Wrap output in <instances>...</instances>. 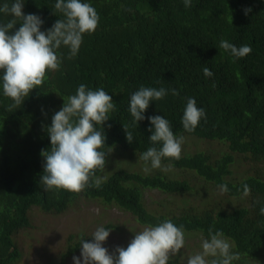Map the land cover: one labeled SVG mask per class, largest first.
I'll return each mask as SVG.
<instances>
[{"label": "trees", "instance_id": "obj_1", "mask_svg": "<svg viewBox=\"0 0 264 264\" xmlns=\"http://www.w3.org/2000/svg\"><path fill=\"white\" fill-rule=\"evenodd\" d=\"M11 5L14 0H0ZM93 6L100 16L97 29L84 34L78 54L68 59L63 54L58 71L47 73L43 86L34 88L22 104L11 112V99L0 86V264L18 260L13 234L30 225L28 210L32 205L44 211L62 212L78 195L101 199L129 211L142 225H156L170 219L185 231H197L206 239L209 228L221 230L239 254L233 264L264 262V0H192L186 8L183 0H81ZM56 0H24L22 11L42 20L41 31L62 19ZM251 8L245 15L244 9ZM11 19L0 13V22ZM20 25L14 26V31ZM237 47L248 44L250 55L236 59L219 47L221 40ZM213 72L206 77L203 69ZM2 73V70H0ZM96 90L103 88L116 104V111L101 127L109 148L131 150L137 157L148 147L152 128L147 117L161 115L168 119L176 135L189 134L217 140L227 151L212 158L203 151L182 152L180 160L164 159L174 168L193 171L214 185L225 184L228 196L243 195L250 188L249 201L232 209L185 208L177 213L149 210L142 199V188L165 193L191 189L186 178H170L162 173L129 171L119 168L99 189L88 187L80 193L66 190L45 191L42 149L50 148L47 127L64 101L80 84ZM145 87L176 88L163 100L150 101L145 119L130 127L133 141L127 142L122 125H131L128 111L131 94ZM195 98L205 110L196 129H183L181 118L187 98ZM110 125V127L108 126ZM99 129L100 126H97ZM160 147L159 144L155 145ZM234 154L247 157L256 165L252 174L229 180ZM106 229L111 223L103 225ZM81 236H70L65 250L55 264H65L80 249ZM174 261L169 260L168 264Z\"/></svg>", "mask_w": 264, "mask_h": 264}, {"label": "clouds", "instance_id": "obj_2", "mask_svg": "<svg viewBox=\"0 0 264 264\" xmlns=\"http://www.w3.org/2000/svg\"><path fill=\"white\" fill-rule=\"evenodd\" d=\"M186 8L192 7V0H183ZM24 0H14L9 5H0V13L10 16L6 22H0V86L3 95L11 99L8 106L11 112L19 107L34 88H40L46 81L47 73L58 71L63 54L59 49H69L67 58L73 59L83 43L84 34H92L98 27L100 16L89 3L81 0H56L54 5L63 18L57 19L45 31H41L43 20L36 14H25L22 9ZM251 8L244 9L245 15ZM19 27L14 31V26ZM219 47L236 59L251 54L248 44L236 45L221 40ZM203 73L212 77L213 72L205 67ZM171 93L178 96L176 88L145 87L141 85L130 96L128 111L132 117L131 125H122L127 142L133 141L130 127L137 128V122L145 119L144 112L150 101L163 100ZM116 111L112 97L103 89L92 90L80 84L75 95H70L59 111L51 118L47 127L50 148L42 149L43 174L40 183L45 191L61 189L71 193H80L88 187L99 189L106 178L97 177L103 172L107 156L106 136L101 125ZM152 128L149 140L153 146L142 152L140 159L144 162L143 171L150 173L153 169L164 172L172 165H164V159L180 160L183 135L177 136L168 119L161 115L147 117ZM201 119H206L205 110L197 107L195 98L188 97L181 118L183 129L193 132ZM97 126H100L98 129ZM110 127V125H108ZM159 144L160 147L155 145ZM223 194L228 191L225 184L218 185ZM243 194H250L247 184ZM264 214V207L260 208ZM111 229L98 226L91 234L92 240L80 238V257L73 256V264H168L172 256L185 246V229L165 219L156 225H148L134 234L127 247L117 246L114 251L103 246ZM209 238L201 241V251L190 255L187 264H233L239 260V254L232 251L231 242L221 230L213 232L209 228ZM82 258V259H81Z\"/></svg>", "mask_w": 264, "mask_h": 264}, {"label": "rangeland", "instance_id": "obj_3", "mask_svg": "<svg viewBox=\"0 0 264 264\" xmlns=\"http://www.w3.org/2000/svg\"><path fill=\"white\" fill-rule=\"evenodd\" d=\"M185 137L182 152L203 151L212 158L220 156L227 151L225 144L206 138H199L189 134H179ZM177 135V136H179ZM131 150H116L112 148L107 156L103 172L98 171L97 177L106 178L119 168L145 174L144 162ZM164 165L169 163L162 162ZM256 165L241 154H234V162L230 165L229 180H239L252 174ZM161 170L153 169L150 173H159ZM261 172L264 173V167ZM160 173L170 178H186L191 189L179 193H165L153 188H142V199L149 210L163 213H177L185 208L202 209H232L245 205L249 195L239 197L221 194L217 185L204 180L193 171L181 170L172 166L168 172ZM30 225L20 228L13 234V240L20 251L18 260L11 264H55L60 254L65 250L68 238L79 235H91L98 226L106 223L113 225L103 246L109 252L117 246L127 247L134 234L143 230L147 225L140 224L135 217L126 210L101 199L90 198L84 195L76 196L68 207L62 212L44 211L37 205L28 210ZM206 239L197 231H185V246L170 259L172 264H187V258L201 251V241ZM73 256L80 257V249L67 258L65 264H73ZM82 259V258H81ZM252 264H264L254 262Z\"/></svg>", "mask_w": 264, "mask_h": 264}]
</instances>
